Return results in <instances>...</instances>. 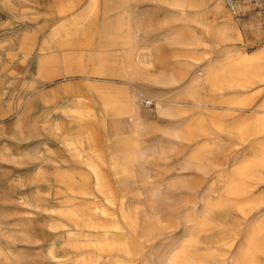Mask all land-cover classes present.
<instances>
[{
	"label": "rangeland",
	"instance_id": "rangeland-1",
	"mask_svg": "<svg viewBox=\"0 0 264 264\" xmlns=\"http://www.w3.org/2000/svg\"><path fill=\"white\" fill-rule=\"evenodd\" d=\"M238 18L224 0H0V264L235 263L264 216V35ZM69 147L102 159L111 202ZM107 241L124 249L97 259Z\"/></svg>",
	"mask_w": 264,
	"mask_h": 264
},
{
	"label": "bare ground",
	"instance_id": "bare-ground-1",
	"mask_svg": "<svg viewBox=\"0 0 264 264\" xmlns=\"http://www.w3.org/2000/svg\"><path fill=\"white\" fill-rule=\"evenodd\" d=\"M219 6V4H217ZM233 6L234 8L237 7V1H233ZM228 20V19H227ZM226 21V20H225ZM236 24V22L234 23ZM222 25H224V27H226V23L222 22ZM230 27V26H228ZM238 29V28H237ZM239 30V29H238ZM239 33V32H238ZM237 34V32H236ZM264 53V50L262 49L261 51H258L256 52L252 57V61H256L259 57L262 56V54ZM251 63V62H250ZM257 63V62H256ZM255 70V69H254ZM254 70L252 71V76L251 78L253 79H257V77H259L258 73H255ZM252 81V80H251ZM138 95H135V94H132V96L130 97V110H131V118H130V126L132 127H135V128H138L140 126V122L142 120V118L144 117V114L145 112L144 111H141L140 109L137 108L138 106ZM254 111H256V109H253ZM139 125V126H138ZM252 133L253 134H257V132H260V131H264V117L260 118L259 120L255 121L253 126H252ZM69 145V144H68ZM260 145H263V143ZM66 146V145H64ZM119 148H122V149H125V145L123 143H121L120 145H118ZM82 147V146H81ZM68 148V147H67ZM80 148H77V147H72L70 148L69 147V152L70 153V158L74 160V162L78 165V166H84L85 168H89V170L91 171L90 173H93V176H94V185H95V189L98 190L97 192L99 193L100 191V194H102L101 192H103L106 188V183L105 182V179L104 177L102 176L101 174V171H102V159L99 158V157H88L87 154H82L81 151L79 150ZM83 149V148H81ZM256 151V150H255ZM88 153V152H87ZM63 160V163H65V161H67L68 159H61ZM59 160V161H61ZM70 161V160H68ZM72 162V163H74ZM256 162H259V161H256ZM262 162V161H260ZM259 162V163H260ZM112 167V169L114 170V172L118 175L120 174L121 178L124 180V181H127L128 180V177L127 175L129 176L128 174V167H127V163H119L117 159H111V162L109 163ZM108 164V165H109ZM264 166V165H263ZM104 167V166H103ZM259 167V166H258ZM104 169V168H103ZM250 169V168H249ZM248 169V170H249ZM262 169V168H261ZM260 169V170H261ZM264 169V168H263ZM259 170V168H258ZM247 171V170H246ZM262 171V170H261ZM245 172V171H244ZM264 172V170H263ZM127 174V175H126ZM119 176V177H120ZM251 178V177H250ZM253 178H255L256 180H259L260 176L257 177V176H253ZM264 178V177H262ZM249 179V178H248ZM252 179V178H251ZM253 180V179H252ZM250 181V180H249ZM256 181H254V184H255ZM244 180L241 179V177L233 183V187L231 188V191L234 192V195H236L237 197H248L249 199H254V194H253V190L250 189L247 185L244 184ZM253 183V182H252ZM258 183V182H257ZM263 183V182H261ZM259 184V183H258ZM79 185V184H78ZM86 185V184H85ZM84 185V186H85ZM261 186V185H260ZM70 187V186H69ZM73 187V186H72ZM82 187V186H80ZM253 187V186H252ZM251 187V188H252ZM258 187V186H257ZM79 188V187H77ZM262 188V187H261ZM258 189V188H256ZM71 190V189H70ZM73 190V188H72ZM255 190V189H254ZM110 191V190H109ZM108 191V192H109ZM259 191V190H258ZM73 193H74V197L73 199H80V197H84V196H91V197H96L95 194H92V192H90L89 190H87V188H82V189H77V190H73ZM261 193V192H259ZM106 194V193H105ZM104 197L105 200H107L108 202H111L112 201V198L111 196H108L107 194L104 195L102 194ZM262 195V193H261ZM260 195V196H261ZM113 196V195H112ZM263 196V195H262ZM90 197V199H91ZM114 197V196H113ZM232 197V196H231ZM99 196L96 198L98 199ZM233 198V197H232ZM88 199V198H87ZM95 199V200H96ZM237 199V198H236ZM260 199L261 203H258L259 201H256V206H254L255 208V215L258 214V212L260 211H264V202L262 203V200L261 198H258ZM257 199V200H258ZM264 199V198H263ZM94 200V201H95ZM99 200V199H98ZM87 201H92V200H87ZM234 201V200H233ZM253 201V200H252ZM251 201V202H252ZM85 202V201H84ZM76 203V202H75ZM235 203V201H234ZM233 203V205H234ZM250 203V202H249ZM248 203V205H249ZM110 204V203H109ZM113 204V203H112ZM67 206V205H66ZM95 207V205H93ZM103 206V205H102ZM85 207V206H84ZM251 207V206H250ZM82 208V207H80ZM79 208V210H80ZM87 209V208H86ZM97 209V207H96ZM247 209H249V207H247ZM78 210V212H79ZM107 210V209H105ZM252 210V209H251ZM250 210V212H251ZM73 211V210H72ZM75 211V210H74ZM99 211V210H98ZM84 212V210L82 211ZM104 212L103 210H101L100 208V213L102 215H104ZM237 212V211H236ZM114 213V212H113ZM249 213V212H248ZM88 213H86L85 215H87ZM112 214V213H111ZM250 214V213H249ZM67 215V214H66ZM69 215V214H68ZM70 217L68 216L69 220H73V222L75 224H77V221L81 220L82 221V218H80L79 220L77 219V217L79 216L77 214V212H72V214L70 213ZM84 215V214H83ZM94 215V214H93ZM97 215V214H96ZM94 215V216H96ZM261 215V214H259ZM258 215V216H259ZM264 215V214H263ZM257 216V217H258ZM243 217V216H242ZM91 217H87V218H83V222L85 221L84 225L92 230H95L96 232L99 231L101 234L105 235V234H109V231L110 228H108V226L110 227H115V228H118V222H116V220L112 221V224H105V222H101V221H95L94 219L92 220V218L90 219ZM105 220V217L103 218ZM102 219V220H103ZM101 220V219H100ZM107 221V220H105ZM110 221V220H109ZM248 223V222H247ZM83 224V223H82ZM56 225V224H55ZM84 226V227H85ZM236 226V224H235ZM55 227V226H54ZM248 231L246 233V238H245V244H246V249L244 251H242L241 255H237L235 254V256L237 255V258H235V256L233 255V257L235 258V263L234 264H257L256 262V255L255 253L258 252L263 246H264V216L259 218L258 220H254L249 226H248ZM86 233V231H85ZM114 234V232L112 233ZM87 235V234H86ZM93 235L94 232H93ZM117 235V234H116ZM115 236V235H114ZM242 236V235H241ZM117 237V236H116ZM236 237V235H235ZM240 237V236H239ZM105 238V237H104ZM68 241V240H67ZM236 241V240H235ZM238 241L240 240H237V243H239ZM95 250H96V258L99 259L103 254H107V253H110L111 250H118V249H124L122 248V246L118 245V242H109L108 241L106 242V245L105 246H102L101 243L97 244V245H93ZM72 247H75L72 245ZM239 249V248H238ZM119 251V250H118ZM125 251V250H124ZM237 251V250H236ZM262 251V250H261ZM260 251V252H261ZM234 253H238L237 252H234ZM240 254V253H239ZM261 254V253H260ZM110 255V254H109ZM108 256V255H107ZM81 259V258H80ZM96 259V260H97ZM234 260V259H233ZM91 261H87L85 260V263L83 264H89Z\"/></svg>",
	"mask_w": 264,
	"mask_h": 264
},
{
	"label": "crops",
	"instance_id": "crops-1",
	"mask_svg": "<svg viewBox=\"0 0 264 264\" xmlns=\"http://www.w3.org/2000/svg\"><path fill=\"white\" fill-rule=\"evenodd\" d=\"M237 2V6L244 3V0H234ZM243 2V3H242ZM240 15L238 20H243V27L253 28L254 31H249L254 33L256 36L264 35V0H258L257 3H249L243 5L242 9H239ZM247 12V13H245ZM259 44H264V40L260 41Z\"/></svg>",
	"mask_w": 264,
	"mask_h": 264
},
{
	"label": "built area",
	"instance_id": "built-area-1",
	"mask_svg": "<svg viewBox=\"0 0 264 264\" xmlns=\"http://www.w3.org/2000/svg\"><path fill=\"white\" fill-rule=\"evenodd\" d=\"M233 1L234 0H224V3H225V5L227 6V8L230 11H233L234 12L236 18H238L239 15H240V12H239V10H235V8L233 6ZM247 1L250 2V3H257L258 2V0H247ZM146 103L149 104L150 101H146Z\"/></svg>",
	"mask_w": 264,
	"mask_h": 264
}]
</instances>
